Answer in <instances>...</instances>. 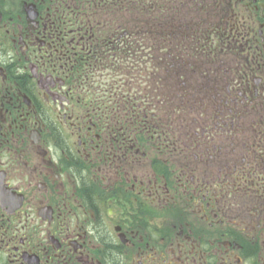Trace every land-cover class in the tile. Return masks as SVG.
Returning a JSON list of instances; mask_svg holds the SVG:
<instances>
[{
  "label": "flooded vegetation",
  "instance_id": "flooded-vegetation-1",
  "mask_svg": "<svg viewBox=\"0 0 264 264\" xmlns=\"http://www.w3.org/2000/svg\"><path fill=\"white\" fill-rule=\"evenodd\" d=\"M176 2L0 0V264H264V0L182 2L147 103Z\"/></svg>",
  "mask_w": 264,
  "mask_h": 264
},
{
  "label": "trees",
  "instance_id": "trees-1",
  "mask_svg": "<svg viewBox=\"0 0 264 264\" xmlns=\"http://www.w3.org/2000/svg\"><path fill=\"white\" fill-rule=\"evenodd\" d=\"M174 7L173 6H166V7L163 6V7L160 8L158 6L150 5L148 7V10H146V8L141 4V19H142L141 20V48L142 49L143 48L144 49H151L152 48L155 51V49L158 50L159 47L161 49L162 46L163 47L170 46V37H171L170 28L171 27L170 26H166V27L163 26L161 28V30H159L158 29V25H156V24H161L163 21L155 20V23H156L155 24V29H153L152 26H148L149 20L147 18H145V15L149 14V12L158 13L160 10H165V9L167 10L166 12L173 13ZM174 25H175L176 29H178L180 31H183V38L178 39V40H180V42H177L176 46H180V47H178L179 50H183L182 48L186 49V55L188 56V51H187L188 46L184 45L182 42H184V43L186 42L187 43L188 39L191 37V35L195 36L196 32L198 31L197 27H198V25L201 26V24L198 21H190V20H188V21H175ZM158 42L159 43L163 42V43L158 45ZM145 43L150 44V47L147 46V45H143ZM153 43H156V45L153 46ZM195 44H197V43H195ZM192 49L195 51V50L198 49V47L196 48L193 45ZM130 52H131L130 55L132 56L134 54L136 55V52H138V51L134 52L132 50ZM152 55L153 54H150V56L152 57V60H154ZM168 58L170 59V57H168ZM169 59H167V61H169ZM182 59H183V56H177L176 57V61H181ZM170 60L172 61L173 59H170ZM162 63H164V62L162 61L160 64H162ZM141 65H145V63H142ZM152 70L153 69L151 67L149 72L145 73V74H146V78H151V75H152V80H153L154 75H155V77H157V73H156V71H154V70L152 71ZM150 73H152V74H150ZM146 83L147 84H146V86L144 88H142V85H141V89H145L147 91V94H149V96H147V99H146L145 102L151 103V102H153V99H152L153 97L150 96V95L155 94L156 93V88H159V87H157L155 84L151 83V79L150 80L146 79Z\"/></svg>",
  "mask_w": 264,
  "mask_h": 264
},
{
  "label": "rangeland",
  "instance_id": "rangeland-1",
  "mask_svg": "<svg viewBox=\"0 0 264 264\" xmlns=\"http://www.w3.org/2000/svg\"><path fill=\"white\" fill-rule=\"evenodd\" d=\"M182 2L183 4H186L187 0H177V2L175 3L173 14H177L178 16L171 17L170 18L171 20H160V21H163L161 24H156L155 20L157 19L156 17L158 16L169 17L168 14H171V13L166 12L167 11L166 9L160 10L158 13L149 12V14L146 15L145 18H147L150 22V23L148 22V26H152L153 29H155V24L158 25L159 30H161L163 26L164 27L170 26L171 27L170 28L171 37H170V46H165V47L162 46L161 49L159 47V49L158 50L155 49V51L152 48L151 49L143 48L144 50L141 48V64L145 63V65H141V71L146 70L148 73L149 70L151 69V66L154 67V64L159 65L162 61L165 63V65H175L176 63L178 65H187L186 49L181 47L183 50H179L178 47L180 46H176L177 42H180V40L178 39L183 38V31L176 29L174 22L175 21H188V20H183V19L173 20L174 18H178L180 16L185 17V18L187 17L186 11L184 10V7L181 4ZM158 7L161 8L163 6H158ZM207 25H210V23H207ZM161 43L163 42H160V43L158 42V45H160ZM182 43L184 45H187L188 42L187 43L182 42ZM143 45H147L150 47V44H147V43ZM155 45L156 43H153V46ZM150 54H153L152 56L154 60H152V57L150 56ZM177 56H183V59L181 61H176ZM168 57H170V59H173V60L171 61ZM167 59H169V61H167ZM146 66L147 68H145ZM141 79H142L143 88L147 84L146 79H149V80L151 79V83H153L152 78H146L145 73H142Z\"/></svg>",
  "mask_w": 264,
  "mask_h": 264
}]
</instances>
